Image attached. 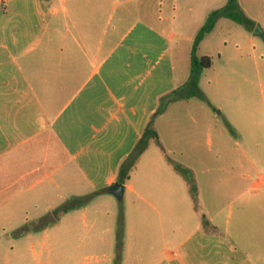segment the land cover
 Returning a JSON list of instances; mask_svg holds the SVG:
<instances>
[{
    "label": "crops",
    "instance_id": "crops-1",
    "mask_svg": "<svg viewBox=\"0 0 264 264\" xmlns=\"http://www.w3.org/2000/svg\"><path fill=\"white\" fill-rule=\"evenodd\" d=\"M242 1L249 7L253 0L238 4L254 21ZM118 2L0 0V261H11L8 247L25 242L33 248L38 232L29 219L85 197H92L90 204L55 224L67 236L75 235L78 219L91 230L87 241L68 244L74 256L63 264L81 250L116 252V234L104 239L97 230L99 220L116 230L120 219L103 210L104 202L116 204L108 189L121 184L120 167L151 119L161 147L150 141L139 160L151 142L164 149L158 122L181 102L157 115L160 100L186 83L194 38L227 0H149L121 14ZM168 153L159 151L158 165L169 182L158 185L151 171L135 181L138 160L121 184L122 199L133 206L121 214L127 237L121 264H264V231H240L254 243L246 247L208 214L213 228L202 226L188 185L169 177L179 174ZM93 203L101 210L93 211ZM190 203L193 212L184 209ZM24 226L25 240L3 243Z\"/></svg>",
    "mask_w": 264,
    "mask_h": 264
},
{
    "label": "rangeland",
    "instance_id": "rangeland-1",
    "mask_svg": "<svg viewBox=\"0 0 264 264\" xmlns=\"http://www.w3.org/2000/svg\"><path fill=\"white\" fill-rule=\"evenodd\" d=\"M148 1L119 0L118 13ZM251 3L247 7L242 1L248 16L264 32V0ZM201 56L213 59V66L203 71L199 84L210 106L191 99L166 111L158 122L164 149L156 148L151 142L148 152L139 160L135 181H141L143 175L151 171L152 181L158 185L159 180L169 182L158 159L161 157L159 151H170L169 159L193 170L192 178L203 214H208L220 228L229 227L232 241L247 247L254 243L240 231H264V39L231 21L221 20L200 44ZM170 175H173L169 176L172 180L177 179L178 186L186 187L180 174ZM90 202L91 199L87 205ZM137 204L140 208L144 206ZM186 205L190 212L194 211L192 203L184 204V209ZM91 206L93 211L101 210L94 203ZM102 207L105 211L117 212L120 219L115 221L116 230L99 220L98 234L104 239L120 235L122 250L127 237L121 214L131 213L133 206L123 198L116 199L114 207L105 202ZM61 215L51 212L40 219H29L28 227L38 232L33 237V248L25 242L21 247H8L5 254L11 261L1 260L0 264H63L66 256H74L68 244L73 247L87 241L91 230L78 219L75 235H64L62 227L55 228ZM27 229L24 226L2 237L3 243L8 246L11 241L25 240ZM261 244L264 245V241ZM116 257V252L111 250L88 249L75 253L73 261L67 264H116ZM119 258L121 264L122 252Z\"/></svg>",
    "mask_w": 264,
    "mask_h": 264
},
{
    "label": "trees",
    "instance_id": "trees-1",
    "mask_svg": "<svg viewBox=\"0 0 264 264\" xmlns=\"http://www.w3.org/2000/svg\"><path fill=\"white\" fill-rule=\"evenodd\" d=\"M221 19L228 20L239 26H242L249 33L257 35L264 39V32L258 28L257 24L254 21L246 17L238 4V0H227V3L224 7L210 12L206 18L204 25L201 27L194 38L190 52L189 76L186 83L181 87L171 91L166 97L160 100L159 107L156 111L157 115L162 114L164 110L172 103L190 101L191 99H198L206 105L210 106V102L200 89L199 84L203 71L210 69L213 66V59L208 56L199 57L198 50L200 44L207 36L212 33L218 21ZM229 130L233 133V130L231 128H229ZM150 141H154L158 144L159 147H161L158 141V135L153 128V119H151L145 127L142 138L136 143L134 151L132 152L130 157L121 165L118 174L119 183L123 184L127 180L128 174L135 167L142 154L147 150ZM170 164L173 169L184 178L186 184L188 185L189 192L194 203V209L201 215L202 226L205 229L211 230L213 226L204 217L203 211L199 206L197 189L192 178V172L174 162H170ZM91 198L92 197L75 199L68 203L64 208L55 210L54 214H65L69 211L75 210L76 208L83 207L87 205ZM120 252V235H117L116 264H120Z\"/></svg>",
    "mask_w": 264,
    "mask_h": 264
},
{
    "label": "water",
    "instance_id": "water-1",
    "mask_svg": "<svg viewBox=\"0 0 264 264\" xmlns=\"http://www.w3.org/2000/svg\"><path fill=\"white\" fill-rule=\"evenodd\" d=\"M108 193L116 199L120 200L122 199L123 195V187L121 184L117 183L108 189Z\"/></svg>",
    "mask_w": 264,
    "mask_h": 264
}]
</instances>
